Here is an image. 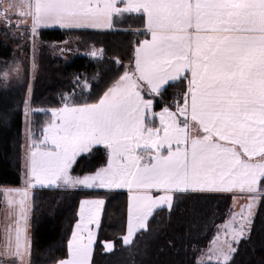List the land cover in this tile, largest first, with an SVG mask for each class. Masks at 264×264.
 <instances>
[{
    "label": "snow or ice",
    "instance_id": "snow-or-ice-1",
    "mask_svg": "<svg viewBox=\"0 0 264 264\" xmlns=\"http://www.w3.org/2000/svg\"><path fill=\"white\" fill-rule=\"evenodd\" d=\"M2 7L5 19L10 14L31 18L33 32L48 22L110 27L117 14L139 13L151 34L138 42L134 71L119 76L98 102L79 104L66 97L69 102L54 110L46 130L51 145L30 152L29 186L127 188L126 243L148 227L154 209L173 208L172 192L239 188L255 200L264 189V0H28ZM188 72L184 105L178 112L164 108L162 129L150 127L146 112L153 101L145 93L159 96L170 80ZM193 123L202 135H190ZM97 145L107 149V165L73 176L77 158ZM138 150L148 154L146 160ZM153 190L162 194L154 196ZM23 196L20 218L26 221V191ZM103 205V199L81 201L70 258L59 264H90L95 239L90 226H99ZM247 207L238 230L231 232L234 241L251 223L252 203ZM16 239L19 253V228ZM232 251L230 245L217 251V260L222 256L228 264Z\"/></svg>",
    "mask_w": 264,
    "mask_h": 264
},
{
    "label": "trees",
    "instance_id": "trees-1",
    "mask_svg": "<svg viewBox=\"0 0 264 264\" xmlns=\"http://www.w3.org/2000/svg\"><path fill=\"white\" fill-rule=\"evenodd\" d=\"M114 25L118 30L47 28L34 36L40 68L33 77L29 94L31 141L40 139L51 119L49 110L68 103L66 97L79 104L96 103L119 76L134 69L138 42L148 36L143 30V16L117 14ZM68 37L80 39L81 48L65 58L58 53L53 55V45ZM11 54L8 44L0 40V59L7 60ZM165 87L159 96H151L156 109L175 108L183 103L189 90L188 75ZM27 95L25 86H0V185H16L22 180ZM106 164L105 147H94L77 159L72 174L83 176ZM97 195L104 198V205L90 264H200L218 225L231 214L233 191L175 194L173 208L162 206L154 210L148 227L138 230L126 243L129 208L126 191L35 189L30 203L31 240L27 264H57L66 259L69 241L80 219L81 201L98 198ZM258 196L249 232L234 243L235 250L228 264H264V189H260Z\"/></svg>",
    "mask_w": 264,
    "mask_h": 264
},
{
    "label": "rangeland",
    "instance_id": "rangeland-1",
    "mask_svg": "<svg viewBox=\"0 0 264 264\" xmlns=\"http://www.w3.org/2000/svg\"><path fill=\"white\" fill-rule=\"evenodd\" d=\"M8 3L27 4L28 0H0V12L3 11L2 6L7 5ZM12 11L18 12V11H21V9H13ZM30 20L31 19L27 16L21 17L19 15L10 14L8 15L7 19H5L3 16H0V40L8 44L9 49L12 53L9 59L7 60L0 59V86L5 87V88L12 87L13 85L25 86L28 92V95L26 97L27 106L29 103V94L32 89L33 77L34 75L36 76L40 68L39 62H38L39 48L37 47L38 44H36L35 41L33 40L34 36L37 35L39 29H37L36 27L35 32H33L32 22ZM9 21L11 23H9ZM38 36H40V33L38 34ZM79 40L80 39H78L77 37H71V38L68 37V39H66L64 42L58 43L56 45L54 44L53 45L54 47L51 49V52L53 55L60 54V56H63L65 58L68 56V54H72L74 53V51L81 48L82 44H80ZM127 72L131 73V70ZM149 95H146L145 93V99L152 100L150 98L151 96ZM62 107L63 106H61L60 108ZM166 107L173 112H178L177 108H173L171 106H166ZM164 108L158 112H155L153 109V104H152V108L146 112L145 122L150 127L162 129L159 116H160V113L163 112ZM54 110L56 109L49 110L51 114V119L46 124L44 128V132L42 136L40 137V139L37 141H32V143L30 142V144H33V147L36 146L40 148L41 150H45L46 146L51 145V141L46 139V135H47L46 130L54 122V119H55L53 115ZM24 113H25V116H24V142L25 143L23 145V150H22L23 152L22 180L20 184H16V185L15 184L0 185V207H1L0 209V264H25V260L27 261L26 258H28L29 249H30V246H29L30 245L29 230H31V224L29 225L30 223V203H31V195L33 191L35 189H57V190H73L74 189V188H69V189L63 188L61 186L62 182H57V184L34 183L31 186H29L30 177L28 175V168H29V159H30L31 151L26 152L27 140L30 137L29 136V106L26 107ZM178 119L182 122L184 117H180L178 115ZM161 134H163L162 130H161ZM173 144H175V141H173ZM100 146L105 147L104 145H97L94 147H100ZM166 148H167V145H165L162 148V152H164V154H167ZM88 153H85V154H88ZM85 154H82V155H85ZM137 154L144 157L145 160L147 159L148 154L146 152L138 150ZM107 162H108V151H107ZM81 188L96 189V190L104 189L103 191L121 190V191H126L130 196V192L127 188L105 189L98 185L92 188L81 186ZM234 189L230 190V191H233L231 214L222 224L220 223L218 225V230H217L215 237L213 238L211 244L207 247L206 252L202 254L199 260L200 264H207V263L224 264L223 257L220 256L219 261H218L217 255L215 253L221 249L223 251H228L229 245L231 246L232 249H234V243L237 242L239 239L246 237L249 232V229L251 226L250 224L252 223V218L255 214V211L258 205V201H259L258 194L260 191L254 194L255 200H251L250 196H252L253 194L249 193L247 189L245 190H241L239 188H234ZM25 191L27 193V196H26L27 220L26 221L20 218V204H19V201L24 198L23 193ZM213 191L226 192L225 190H213ZM182 192L183 191L170 193L173 196V201L175 198L174 195L182 193ZM161 194L162 193L160 191H157V190L152 191V195L154 196H159ZM88 195H93V193H88ZM98 197L104 200V198H102L100 195H98ZM93 199H98V198H85L83 200H93ZM249 203H252V216L250 217L251 223L246 225L245 235L239 238L238 240L234 241L232 239L231 232L233 230H238L240 220H241L240 213L242 211L244 213L248 212L247 206ZM159 207H162V206H159ZM159 207H157L154 210L156 211ZM102 213H103V207L101 208V211H100L99 226H100V220L102 217ZM99 226H97L96 224L92 225L95 238H96V232ZM17 228L20 229L19 253H17V248H16ZM127 234H128V230H127ZM131 238L130 240H132ZM93 244H92V247H93ZM68 249H69V244H68ZM232 254H233V251L230 253L229 260L231 259ZM69 258H70V251L66 259H69ZM90 261H91V257H90Z\"/></svg>",
    "mask_w": 264,
    "mask_h": 264
},
{
    "label": "crops",
    "instance_id": "crops-1",
    "mask_svg": "<svg viewBox=\"0 0 264 264\" xmlns=\"http://www.w3.org/2000/svg\"><path fill=\"white\" fill-rule=\"evenodd\" d=\"M121 7H123V5H120ZM133 14H139V13H133ZM116 16V15H115ZM114 16V17H115ZM114 17L112 18V22H111V26L110 27H104V28H95V27H91V26H88V25H83V26H77V25H64V24H54V23H51V22H48V23H40L38 24L36 27L37 29L41 30V29H47V28H51V29H62V30H71V31H82V30H92V31H110V30H118V27L114 25ZM31 19V18H30ZM32 22V20H30ZM143 22H144V25H143V30H145L147 33H148V36L144 39V40H150L151 39V34L147 31L146 29V18L143 16ZM36 36V35H35ZM143 41V40H142ZM134 67H135V61H134ZM134 69L131 70V72H133ZM185 74L184 73H181L180 76L176 77V79L174 80H170V82H173L177 79H179L180 77L184 76ZM188 75V78L189 80L191 79V74L190 72L187 73ZM168 83V84H169ZM146 95H149L147 94L146 92ZM149 96H152V95H149ZM152 100L153 98L150 97ZM176 105V104H175ZM184 105V101L181 105H178V107H182ZM166 107V106H165ZM178 107L176 106L175 108L178 109ZM164 107H162L161 109H156L155 106H154V101H153V109L155 112H158L160 110H162ZM189 133L190 135L192 136H196V135H202V129H199L198 126H196L194 123L190 126L189 128ZM29 141V142H28ZM30 142L32 143V141H30V138L27 140V148H26V152H30L32 151L33 149V144H30ZM81 188V187H80ZM80 188H74L73 190L75 189H80ZM83 189V188H81ZM83 190H88V191H103L104 189H101V190H96V189H83ZM235 190V189H234ZM98 196V195H97ZM98 199H100L98 197ZM93 200H97V199H93ZM30 225V223H29ZM92 228V225L90 226ZM75 230H76V227H75ZM93 230V229H92ZM98 230V229H97ZM97 233V232H96ZM86 235V234H85ZM29 238H31L30 236V230H29ZM73 238V236H72ZM31 240V239H30ZM30 246V245H29ZM29 252H30V249H29ZM29 256V255H28ZM27 261L25 260V264L28 263V258H26Z\"/></svg>",
    "mask_w": 264,
    "mask_h": 264
},
{
    "label": "water",
    "instance_id": "water-1",
    "mask_svg": "<svg viewBox=\"0 0 264 264\" xmlns=\"http://www.w3.org/2000/svg\"><path fill=\"white\" fill-rule=\"evenodd\" d=\"M103 53V52H102Z\"/></svg>",
    "mask_w": 264,
    "mask_h": 264
}]
</instances>
